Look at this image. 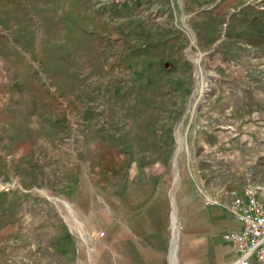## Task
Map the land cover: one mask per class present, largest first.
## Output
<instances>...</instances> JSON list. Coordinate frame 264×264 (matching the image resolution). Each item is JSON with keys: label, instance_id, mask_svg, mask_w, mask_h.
Instances as JSON below:
<instances>
[{"label": "rangeland", "instance_id": "obj_1", "mask_svg": "<svg viewBox=\"0 0 264 264\" xmlns=\"http://www.w3.org/2000/svg\"><path fill=\"white\" fill-rule=\"evenodd\" d=\"M245 92L264 97V0H0V264L71 262L126 172L163 173L180 223L190 160L214 190L264 187ZM208 125L229 144H196Z\"/></svg>", "mask_w": 264, "mask_h": 264}, {"label": "crops", "instance_id": "obj_2", "mask_svg": "<svg viewBox=\"0 0 264 264\" xmlns=\"http://www.w3.org/2000/svg\"><path fill=\"white\" fill-rule=\"evenodd\" d=\"M240 95L239 120L264 112L263 96L254 100L248 92ZM203 127L201 139L196 141L202 148L229 144V140H220L222 134L217 132L222 130L209 125ZM184 162L180 163L181 167ZM190 166L186 178L194 181L196 188L179 198L182 231L174 252L173 220L167 189L162 182L165 175L132 171L126 172L125 183L116 181L115 189L113 184L109 204L95 210L86 245H79L75 258L68 264H236V247L223 235L229 230H240L243 225L229 211L232 197L223 190L241 189L245 184L214 190L207 181L223 176H214L212 171L203 168L195 170L192 160ZM122 174L116 173V180ZM203 193L218 202L208 203ZM252 264L259 263L253 259Z\"/></svg>", "mask_w": 264, "mask_h": 264}, {"label": "built area", "instance_id": "obj_3", "mask_svg": "<svg viewBox=\"0 0 264 264\" xmlns=\"http://www.w3.org/2000/svg\"><path fill=\"white\" fill-rule=\"evenodd\" d=\"M223 191L232 197L229 211L243 225L240 230H229L223 235L236 247L235 263L252 264L255 259L259 264H264V191L252 184ZM203 194L208 203L218 202L211 195Z\"/></svg>", "mask_w": 264, "mask_h": 264}, {"label": "bare ground", "instance_id": "obj_4", "mask_svg": "<svg viewBox=\"0 0 264 264\" xmlns=\"http://www.w3.org/2000/svg\"><path fill=\"white\" fill-rule=\"evenodd\" d=\"M181 138H182V136H181V134H179V136H178V142H179L178 153L180 152V149H181V143H182ZM172 213H173V241H172V244H173V252H174L176 250L177 241L179 240L180 227H181V223H180V220H179L178 215H177V208L174 204H173Z\"/></svg>", "mask_w": 264, "mask_h": 264}]
</instances>
